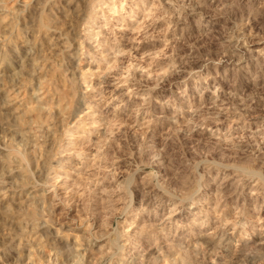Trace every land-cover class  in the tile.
Returning <instances> with one entry per match:
<instances>
[{"label":"rangeland","instance_id":"rangeland-1","mask_svg":"<svg viewBox=\"0 0 264 264\" xmlns=\"http://www.w3.org/2000/svg\"><path fill=\"white\" fill-rule=\"evenodd\" d=\"M71 247L264 264V0H0V264Z\"/></svg>","mask_w":264,"mask_h":264},{"label":"bare ground","instance_id":"bare-ground-1","mask_svg":"<svg viewBox=\"0 0 264 264\" xmlns=\"http://www.w3.org/2000/svg\"><path fill=\"white\" fill-rule=\"evenodd\" d=\"M225 42V41H224ZM256 42V41H255ZM226 43V45L227 46H229V45H231L232 44V42L230 41V40H228V41H226L225 42ZM224 43V44H225ZM263 56V55H262ZM25 76V75H24ZM82 78V77H81ZM80 80V79H79ZM82 80V79H81ZM80 80V81H81ZM83 84V83H82ZM81 109V108H80ZM79 112V111H78ZM76 113V112H75ZM75 115V114H74ZM55 116V115H54ZM53 121V120H52ZM45 130V129H44ZM43 130V131H44ZM14 132V131H13ZM47 133H49L48 131H47ZM26 135V134H25ZM37 135H38V133H37ZM44 135V134H43ZM50 136H51V134H50ZM49 135H48V137H50ZM38 137H42V135L41 136H38ZM18 138V137H17ZM32 138V137H31ZM36 138H37V136H36ZM40 139V138H39ZM18 140V139H17ZM43 140V139H42ZM18 141H20V140H18ZM51 141V140H50ZM45 142V141H44ZM53 142V141H52ZM43 146V145H42ZM45 147V146H44ZM33 148V147H32ZM43 148V147H42ZM49 149H50V147H48ZM43 150H44V148H43ZM46 150V149H45ZM49 151V150H48ZM44 156V155H43ZM42 169V168H41ZM40 172H41V170H40ZM39 172V173H40ZM44 172V171H43ZM240 172V171H239ZM249 174V173H248ZM39 181V180H38ZM34 200V199H33ZM37 201V200H36ZM30 205V204H29ZM32 206H34V207H38V203H36V202H34L33 203V201H32V205H31V207ZM37 210V209H36ZM39 211V210H38ZM36 222H37V220H36ZM41 222V221H40ZM43 222V221H42ZM45 222V221H44ZM30 223V222H29ZM44 224V223H43ZM41 225V223H38V224H36V228H38L39 226ZM47 225V224H46ZM48 226V225H47ZM41 227V226H40ZM35 229V228H34ZM18 231V230H17ZM29 231V230H28ZM31 231V230H30ZM38 231V230H37ZM40 231V230H39ZM44 231V230H43ZM32 232V231H31ZM48 233V232H47ZM44 237H46V234L45 233H43L42 234ZM42 236V237H43ZM49 236V235H48ZM41 237V238H42ZM40 238V239H41ZM114 238V237H113ZM46 240H47V237L45 238ZM110 240V239H109ZM114 240V239H113ZM47 242V241H46ZM112 242V241H111ZM72 244V243H71ZM74 245V244H73ZM72 245V246H73ZM51 246H53L52 244H51ZM75 246V245H74ZM77 246V245H76ZM78 247V246H77ZM77 247H75V248H72L71 247V251H66V253H65V256H59V253H58V251L56 252L54 249V251H52V253H53V255L51 256V257H53V259H47L46 261H47V264H81L82 263V261H83V258H84V256H85V253H86V250H85V248L84 249H82V251L81 252H79L76 248ZM79 249H81V248H79ZM40 251V250H39ZM37 249L35 250V254H36V256H37V260L38 261H40V253L41 252H37ZM50 252H51V249H50ZM34 254V255H35ZM50 254V253H49ZM61 254V253H60ZM63 254V253H62ZM87 254H88V252H87ZM36 256H35V259H36ZM253 256V255H252ZM50 257V258H51ZM32 258H33V256H32ZM247 258V257H246ZM249 258V257H248ZM252 258V257H251ZM251 258H249V261L251 260L252 261V259ZM37 260H34V262L37 264V263H39V262H37ZM45 261V262H46ZM71 262V263H70ZM188 263V262H187ZM187 263H183V264H187ZM253 263V262H252ZM26 264V263H25ZM27 264H29V263H27ZM43 264H45V263H43ZM83 264V263H82ZM248 264H251V263H248Z\"/></svg>","mask_w":264,"mask_h":264},{"label":"clouds","instance_id":"clouds-1","mask_svg":"<svg viewBox=\"0 0 264 264\" xmlns=\"http://www.w3.org/2000/svg\"><path fill=\"white\" fill-rule=\"evenodd\" d=\"M243 23H244V22L240 23V27H243Z\"/></svg>","mask_w":264,"mask_h":264}]
</instances>
